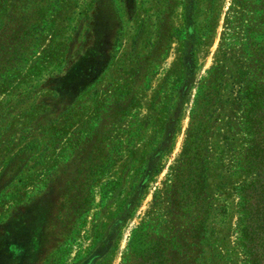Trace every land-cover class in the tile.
I'll return each instance as SVG.
<instances>
[{
  "label": "rangeland",
  "instance_id": "obj_1",
  "mask_svg": "<svg viewBox=\"0 0 264 264\" xmlns=\"http://www.w3.org/2000/svg\"><path fill=\"white\" fill-rule=\"evenodd\" d=\"M125 1L0 0V223L39 202L61 211L57 238L68 248L78 242L76 234L67 235L70 227L75 222L91 224L90 248H96L83 264H121L136 229L158 234L178 248L184 246L187 231L194 229L193 237L187 239L190 264H243L237 202L241 185L251 176L243 154L247 143L240 122L245 99L240 95L251 76L260 73L253 59L259 57L254 50L263 42L264 0H186L190 3L187 10H166L165 4L158 3L164 0H132L134 11L128 19L122 13ZM40 7L44 12L41 27L32 38L21 41L24 20L32 22ZM120 18L135 25L147 18L150 25L146 41L140 35L133 41L134 62L122 57L127 54L128 26ZM117 21L123 29L115 26ZM130 28L133 37L138 28ZM104 40L107 49L117 47L119 55L107 58V64H118L116 74L106 82L102 73L83 74L89 66L96 71L105 66L98 58ZM153 43L169 49L153 54L148 47ZM25 47L30 52L27 60L19 54ZM134 63L168 66L173 83L169 106L165 97L164 104L159 101L154 107L131 106L125 112L122 106L111 113L107 165H91L95 172L104 170L93 178L89 166L78 161L51 165L62 157L67 141L79 135L64 139L63 132L81 119L84 107L91 112L102 104L104 84L116 82L109 95L122 94L134 77ZM160 76L155 74L153 81L159 82ZM197 91L200 103L209 106L202 110V122L195 121L200 136L189 140L190 152L185 157L196 171L201 167L204 184L201 187L194 173V198L186 211H180L174 194L171 191L170 197L169 193L176 186V168ZM168 114L169 136L161 138L159 126ZM148 116L152 122L145 129V121L136 131L133 119ZM78 126L74 132L81 131ZM81 140L77 145L74 142L75 150ZM75 194L80 200L67 201ZM89 195L90 202L83 201ZM73 204L77 210L89 204L90 220L83 214L86 211L72 215Z\"/></svg>",
  "mask_w": 264,
  "mask_h": 264
},
{
  "label": "crops",
  "instance_id": "obj_2",
  "mask_svg": "<svg viewBox=\"0 0 264 264\" xmlns=\"http://www.w3.org/2000/svg\"><path fill=\"white\" fill-rule=\"evenodd\" d=\"M153 2L156 3L157 1L155 0ZM182 2H183L182 5L180 4V2L176 0H167V1L164 0V1H159L158 3L162 4L163 6L165 4L164 9L166 10H176L177 7H179L178 9L182 8L184 10L190 8V3H188L186 0H182ZM124 3L125 5L122 6V13L127 14V19H128L129 17L128 13L130 17H132V12L134 11L133 8L134 4L132 0H126ZM145 15L146 14L144 15L142 14V16ZM120 19L122 21L124 20L123 18ZM124 23H126V25L128 26V33H127L128 37L124 39L126 41L125 44L126 48L124 50H127V54L123 53L122 57H125L126 59H130L133 57L135 51L133 41L136 35L142 36L143 40L146 41L145 36L148 31L147 29L150 27V25L147 22V18L145 20L144 19L140 20L139 23L136 25L135 23L129 22L128 20L126 21L124 20ZM118 24L121 23L117 21L115 23V26H120L123 29L124 25L122 24L118 25ZM131 25H134L135 27L138 28L134 33L133 37L131 36L132 34L130 28ZM112 26L113 25H111V27ZM173 27L176 26L172 25V28ZM159 33L160 34L158 35L160 36L161 34H163V31L160 30ZM150 45L148 47H150V51L153 52V54L158 53V51L161 49H169L164 45H157V43H153L152 47ZM121 47L120 50L123 51ZM99 50L100 53H98L99 55L98 58L102 59L103 63L104 61L105 63L107 62L108 57L111 58V54H112V59L114 56L115 59L119 57V55H117L118 53L117 47H115V49L113 48L107 49L106 40L101 42ZM123 61L125 62V59H123ZM117 64L109 65L106 63L105 66H100L98 71H96V68L94 66H89L88 68H84L85 70L83 71V74L86 75L88 73L91 74L94 72L102 73V76H104V82H106V80L108 81L111 79L112 76L110 75L116 74L113 72L116 71L115 67ZM134 65L136 68L140 66L141 71L140 72L136 71V68L132 70L131 73L132 75L134 74V77H132V79L130 78V84L127 86V89L122 90L123 91L122 94L118 93L117 98L115 97V94L112 96L109 95L112 87L115 85L116 82H112L110 84L108 83L104 84L105 87H103L101 91L104 90L106 92L102 95L105 96L106 98L104 99L102 104L99 105L95 110H94L95 107L91 108V112H86V108L84 107L83 109L84 113L81 115L82 116L81 119H79L78 121L77 119L73 121L75 124L72 126V128H67L66 133L63 132L64 139L68 138L69 136L75 133L79 134L76 138L77 142L75 144L77 145L79 141L82 139L80 142L81 145L77 146V149L75 150L73 144L76 140L72 142L67 141V145L69 146L65 148L63 152H61L63 153L62 157L61 158L57 157L56 161H53L51 165H60V163L61 165L63 164L74 165V162L78 161L77 156H80L82 158H84L85 156H93L92 151L96 146H100V147L106 146L107 145L106 136H108L107 121H111V119H109V117H111V113H115L117 109L119 111V109L123 108L122 106H125V112L126 110H128L129 112L131 106H136L137 109L140 106L142 107L143 105H147V106L149 105V107H154L158 105L159 101L161 102L160 104H164L163 100L165 97L167 101V107L169 106L170 104L169 91L171 90V84L173 86V83L171 82V78L168 75L170 74V70L168 69V66H160V65L150 66L147 64L139 65L135 63ZM155 70L157 71L155 72ZM147 73L150 75L145 76ZM155 74L159 76L162 75L160 76V81L156 83L153 81ZM108 76L110 79L108 78ZM108 88H110V90ZM154 89H156V91ZM144 93L146 94V97L141 96ZM160 98L162 100H160ZM150 110L152 111V108ZM151 118H152L151 116H148L147 119L146 118H139L138 120L133 119V121L137 123L134 125L136 127V131H138V127L143 125L145 121H146V127H145L146 129L149 125V122L150 123L152 122L150 121ZM170 123H171V119L168 114L167 117L163 119V124L159 126V130H160L159 135L161 136V138H165L164 136L167 135L169 136ZM52 124H53L52 126H54V122H52ZM77 124H79L78 127H80L81 131L74 132L77 130L75 129V126ZM113 124H115V122H113L112 125ZM128 124H130V121L128 122ZM57 132L59 133L58 130ZM105 155L106 153L103 152V156H102L103 160L102 162L99 161L103 165L104 163L105 165H107V162L105 161L106 159ZM38 198H40L41 201V196ZM34 201L37 200L34 199ZM91 212H92L91 209H89L88 211L83 213V214L86 213L85 218L87 220L88 219L90 220ZM58 215L59 214L55 211L53 206H50V208H48L45 205H41L39 202L37 203L34 202L33 204L29 205L26 209L20 210L14 218L7 220L3 219L2 222L0 223L1 225L0 226V264H54L55 262L57 264L60 259V256L62 258V262L61 263L59 262L58 264H83L86 260H88L92 255L91 253L93 252L94 247L96 246L95 245L94 247L90 248L91 247L90 236L88 235L89 233L92 234L93 232L92 229H90L91 224L86 225V222L88 223V221H85L84 224L82 222L81 225L75 222L74 223L75 225L70 227V230L67 235L75 236L76 234L77 235L76 240L78 242L76 244L71 245V247L68 248L65 244H61L59 238H57L59 235ZM103 218L104 217L102 216V219ZM82 235L84 238L80 240ZM60 249L63 251V253L59 255Z\"/></svg>",
  "mask_w": 264,
  "mask_h": 264
},
{
  "label": "trees",
  "instance_id": "obj_3",
  "mask_svg": "<svg viewBox=\"0 0 264 264\" xmlns=\"http://www.w3.org/2000/svg\"><path fill=\"white\" fill-rule=\"evenodd\" d=\"M38 10L40 14L32 22H30V20H24L25 27L22 29L21 41H25L30 37L32 38L33 33L41 27L40 22L43 21L40 19H43L44 16H42V14L44 15V12L42 7ZM26 22H28L29 25L27 24L26 26ZM261 37L263 38L262 45H257L254 50V54L259 57H254L253 59L255 62L259 63L258 67L260 73L251 76L250 81L244 84L241 90L242 95H240L241 100L243 98L245 99V101H242L241 105L242 120L240 122L241 127L244 129L243 134L245 135V142L247 143L243 154L246 156L245 167L251 176V180L241 185L238 191L236 229L238 246L240 254L242 255L243 264H264V34L261 35ZM256 50H258V52ZM255 51L257 53H255ZM19 54L23 59L27 60L30 54L29 48L25 47L24 50L22 49L19 51ZM22 63H25V61H22ZM199 94L200 91H197L194 96V108L191 109L189 126L186 130L181 150V159L178 163L179 166L177 165L176 168V186L174 191L172 189L169 193L171 197L172 191L177 206L181 209L183 208L182 210L180 209V211H186L190 204L189 201L194 198L191 184L192 181L195 182L192 180L194 173L196 175L197 172L196 180L197 182L199 181L198 183H200L201 187H203L204 184L200 175L201 167H196V171L195 167L193 168L192 165H190V161H187L185 157L190 152L189 140L200 136L198 132H201V130H198L197 127L195 128V121L199 118L201 120L200 122H202V110L206 111L209 106L208 104L203 106L200 103L202 100H198ZM195 107L196 112L194 111ZM103 147L96 146L94 149L91 148L93 149V156H85L81 158V160L77 157L80 163L78 165L89 166V176L91 175L92 178L96 176L95 174H101L104 171L100 168L98 169L100 172H95L94 168L90 167L91 165H103L99 162L103 160V152H105V156H107V149L105 146ZM79 198L80 197L75 194L71 198L69 197L67 201L74 202L80 200ZM90 198L89 195L83 201L86 200L89 203ZM112 199L113 198H110L109 201ZM71 207H73L72 211H70L71 214L77 216L79 213L86 211L89 208V204L81 210H77L74 204L71 205ZM56 212L58 214L61 212L58 207H56ZM193 232L194 229L187 231L186 238H182L184 240L182 243L184 246L178 248L171 246V243H168L166 238L158 234L136 229L135 232L131 233L127 241L121 264H190V262H192L190 261L192 251L188 248L187 239L193 237ZM178 239L182 240L179 236Z\"/></svg>",
  "mask_w": 264,
  "mask_h": 264
}]
</instances>
